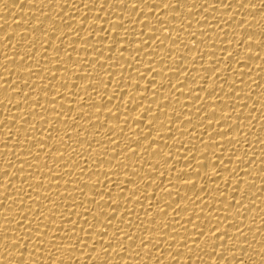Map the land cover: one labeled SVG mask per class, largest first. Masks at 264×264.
Here are the masks:
<instances>
[{
    "label": "bare ground",
    "instance_id": "obj_1",
    "mask_svg": "<svg viewBox=\"0 0 264 264\" xmlns=\"http://www.w3.org/2000/svg\"><path fill=\"white\" fill-rule=\"evenodd\" d=\"M0 264H264V0H0Z\"/></svg>",
    "mask_w": 264,
    "mask_h": 264
},
{
    "label": "snow or ice",
    "instance_id": "obj_2",
    "mask_svg": "<svg viewBox=\"0 0 264 264\" xmlns=\"http://www.w3.org/2000/svg\"><path fill=\"white\" fill-rule=\"evenodd\" d=\"M135 2H140V0H135ZM240 3H243V0H240ZM252 37L251 36H249L248 37V39H249V41H252V39H251ZM243 39V38H242ZM257 43H260V41H256ZM258 55V54H257Z\"/></svg>",
    "mask_w": 264,
    "mask_h": 264
}]
</instances>
